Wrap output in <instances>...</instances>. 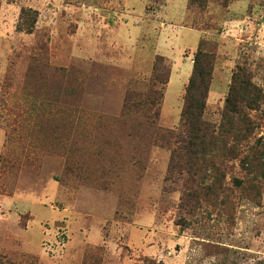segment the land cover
I'll use <instances>...</instances> for the list:
<instances>
[{"label":"rangeland","instance_id":"1","mask_svg":"<svg viewBox=\"0 0 264 264\" xmlns=\"http://www.w3.org/2000/svg\"><path fill=\"white\" fill-rule=\"evenodd\" d=\"M197 51L216 136L260 92L232 161L148 122L153 90L177 128ZM0 264H264V0H0Z\"/></svg>","mask_w":264,"mask_h":264},{"label":"trees","instance_id":"2","mask_svg":"<svg viewBox=\"0 0 264 264\" xmlns=\"http://www.w3.org/2000/svg\"><path fill=\"white\" fill-rule=\"evenodd\" d=\"M194 60L195 62L182 96V106L177 128L166 131L156 128L155 122L160 115L163 94L159 95V93L153 90L148 92L146 97L147 103L144 105L146 106L145 112H148L149 125L152 127L153 132L158 133L163 140H175L178 145L181 144L182 149L195 162L190 164L192 166L200 161L196 153L203 151L207 147L204 140H209V146L214 147L217 145L214 140L221 136L226 141H229V143L226 142L219 145L220 149H223L225 152L226 158L224 160L232 161L237 159L242 152L251 150V144H255L256 141L252 137L253 129L256 127L255 121L252 120L251 115L242 114L241 109L238 108V102L243 100L247 104L248 109L254 111L256 103L260 98V92L249 79H245L240 83V86L243 87L241 96L234 93V89L232 90L231 88L230 96L225 100L224 113L222 115L223 119L227 117V129L220 130L221 133L216 136L218 130L203 119L204 100L207 96V83L210 78L213 57L208 53L197 51ZM136 104L137 106L141 105L140 102ZM128 109L130 107H125V112ZM234 121L241 125L240 130L235 127ZM216 140L218 141V139ZM209 164L211 165L210 162Z\"/></svg>","mask_w":264,"mask_h":264}]
</instances>
